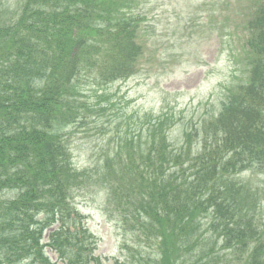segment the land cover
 Listing matches in <instances>:
<instances>
[{"label":"trees","instance_id":"trees-1","mask_svg":"<svg viewBox=\"0 0 264 264\" xmlns=\"http://www.w3.org/2000/svg\"><path fill=\"white\" fill-rule=\"evenodd\" d=\"M143 1L21 0L12 10L0 0V264H50L38 244L56 224L65 264L90 263L67 221L75 196L96 191L154 246L155 259L137 264H264V0H222L216 11L219 1H202L203 29L218 20L208 32L235 37L238 76L220 113L183 130L180 145L170 140L180 118L119 115L101 91L149 61ZM85 86L101 91L97 102ZM114 111L100 167L75 169L65 131Z\"/></svg>","mask_w":264,"mask_h":264},{"label":"rangeland","instance_id":"rangeland-1","mask_svg":"<svg viewBox=\"0 0 264 264\" xmlns=\"http://www.w3.org/2000/svg\"><path fill=\"white\" fill-rule=\"evenodd\" d=\"M19 1L21 0H6V4L15 9ZM145 1L149 3L147 10L150 17L164 18L153 20L149 26L147 39L152 43L150 54L155 55L151 57L148 65L140 70L139 77L112 85L108 91L114 95L112 101L118 99L123 106V109L117 106L120 109L119 115L122 114L121 111L134 117L138 112L159 114L168 110L181 113L183 122L170 134L171 141L177 143L182 138V124L186 128L187 123L200 121L219 108L224 91L229 86L231 77H234V70H231L224 54L219 55L218 48L225 45L226 41L221 43L213 37L199 38L196 46L185 45L184 37L188 31L180 28L184 25L179 23L176 17L184 20L190 10L197 9V0ZM212 2L209 0L208 4L211 5ZM172 3L174 6L171 8ZM177 26L181 30H178ZM173 66L172 72L166 74ZM93 95L88 93V97ZM116 112L99 119L92 117L87 126L66 132L70 134L67 137L68 147L71 150L72 163L77 169L98 168L102 152L105 150L103 136H109L117 123L112 121L121 120L114 117ZM259 181L255 179V183ZM102 196L95 193L93 196L82 195L76 199L77 208L95 238L94 242H90L97 248L96 255L100 257L101 264H115L117 261H127L130 264V255L127 256L122 250L123 233L118 230L115 222H111L113 220L107 219L103 214ZM123 238L126 239L124 236ZM47 253L52 261H57L54 254L49 251Z\"/></svg>","mask_w":264,"mask_h":264}]
</instances>
